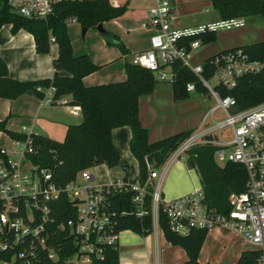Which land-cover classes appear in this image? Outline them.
Here are the masks:
<instances>
[{
	"label": "built area",
	"instance_id": "1",
	"mask_svg": "<svg viewBox=\"0 0 264 264\" xmlns=\"http://www.w3.org/2000/svg\"><path fill=\"white\" fill-rule=\"evenodd\" d=\"M61 1L65 0H7V4L15 15L47 21ZM151 1L148 21L142 25L152 30L150 48L136 54L131 64L151 71L158 81L172 83L175 75L166 69L180 62L198 78L207 91L204 94L215 104L190 137L169 154L161 171L150 172L145 184L124 180L98 185L90 169H85L75 180L59 186L53 170L45 164L42 146L35 141L37 134L22 127L21 139H12L10 146L0 147V263L104 262L107 248L120 251L123 219L150 216L151 235L158 237L164 235L159 226L163 212L171 231L181 236L192 230L214 229L238 234L261 252L257 264H264V103L239 111L235 99L221 97L216 90L219 85L234 89L242 78L264 73V59H252L242 47L223 51L211 62L212 77L205 78L204 65L193 62L202 41L188 39L207 31L244 28L246 19L221 20L197 29L180 28L174 0ZM116 2L110 1L112 5ZM209 11L207 7L206 12ZM51 41L55 42V38ZM214 79L217 84L212 87ZM186 90L196 92L197 88L188 83ZM37 91L44 94L42 100L48 105L79 109L70 104L68 97L56 99L54 87H38ZM207 145L216 148L214 160L219 167L238 164L247 174L245 191L230 196L226 212L209 207L204 190L171 200L162 196V186L173 163L186 159L193 148ZM130 193L132 208L120 209V197ZM63 196L71 203V209L66 210L70 218L58 224L53 205ZM58 235L72 242L73 252L68 253L67 246L57 242Z\"/></svg>",
	"mask_w": 264,
	"mask_h": 264
},
{
	"label": "trees",
	"instance_id": "2",
	"mask_svg": "<svg viewBox=\"0 0 264 264\" xmlns=\"http://www.w3.org/2000/svg\"><path fill=\"white\" fill-rule=\"evenodd\" d=\"M211 5L222 20L249 19L259 16L264 20V0H211ZM127 5L114 7L110 0H65L55 6L54 14L44 20H31L13 14L7 0L0 2V30L5 25L12 26V33L24 30L33 35L38 54H49L51 37L55 38L59 48V57L54 61L56 73L52 79L37 82H21L10 77L7 63L0 58V99L14 100L23 94L33 91L40 98L43 93L38 87L56 89L55 98L72 97L71 105L81 108L83 122L70 126L62 142L35 135V141L43 148L45 164L53 170L54 181L59 186H65L75 180L77 175L98 165H106L112 169L119 165L121 157L112 140V132L116 128L128 126L132 130L130 149L140 164V182L148 180L146 157L155 153L168 155L182 145L192 132L182 133L157 143H150L148 130L140 121L139 100L144 95L151 94L158 80L151 71L132 64L125 68L126 80L105 85L88 87L84 84L85 77L98 72L101 67L93 63L89 55L75 56L68 34L67 21L75 19L87 31L97 28L100 24L117 20L127 13ZM106 39L117 41L115 36L107 33ZM201 40L202 44L214 43L216 32L207 31L188 39ZM124 50V46L117 42ZM252 59H264V42L242 47ZM235 49V48H234ZM229 50H226L227 52ZM213 56L204 65L203 76L210 79L213 75L211 62ZM59 71H65L70 76L62 77ZM171 72L175 80L171 83L176 101L189 97L186 90L188 83H194L197 92L206 93L198 78L182 63L172 66ZM221 97L230 96L236 100L237 110H247L264 103V73L242 78L237 87L226 89L221 85L216 87ZM0 132L7 133L12 139L22 136L6 129V121L0 122ZM216 148L213 146H198L189 152V159L195 160L204 182L206 203L219 212L230 208L229 198L233 193L245 191L247 174L243 166L227 164L219 167L214 160ZM133 193L120 197V209L132 208ZM151 202V198L148 199ZM57 223L66 222L70 217L66 210L71 209V203L63 196L54 205ZM160 229L165 239L173 247L184 250L188 260L185 264H202L199 261L200 252L208 236L207 230H192L189 235L181 236L171 231L163 212L160 215ZM120 230L132 231L146 238L152 234L153 224L150 216L139 219L127 216L120 223ZM58 235L57 242L67 246V252L72 251V242ZM261 257L260 251H245L236 264H257ZM48 264H54L49 263ZM94 264H120L119 249L107 248L104 262ZM210 264V263H206Z\"/></svg>",
	"mask_w": 264,
	"mask_h": 264
},
{
	"label": "crops",
	"instance_id": "3",
	"mask_svg": "<svg viewBox=\"0 0 264 264\" xmlns=\"http://www.w3.org/2000/svg\"><path fill=\"white\" fill-rule=\"evenodd\" d=\"M110 1L112 4L114 3V0ZM134 1L140 3L136 5ZM209 1L211 3V0ZM174 2L180 28L197 29L185 26L183 22V18L193 5V0H174ZM120 5H127L128 9L131 7L132 10L130 12L133 11L136 24L141 23L140 28L138 26L137 28H131L130 26L124 28L120 22L126 16L106 22L119 26V30L115 33L106 31V34L109 33L115 36L117 41L109 42L105 37V40L99 39L98 43L93 44V46H86V48L81 46L78 50L70 33L69 37L74 55H89L93 63L101 67L98 72L84 78L83 82L88 87L125 81L126 65L131 64L132 58L136 54L147 51L150 48L152 30L144 29L142 25L148 21L149 10L153 5L152 1L117 0L113 6L119 7ZM127 12L129 13V10ZM247 22L248 26L244 28L221 30L219 33L216 31L217 40L206 47L203 45L194 54L193 62L195 64H203L207 59L223 51L264 42V20L256 16L246 19V24ZM75 23L78 22L76 21ZM106 23L103 24L104 28ZM139 30H142V36L144 37L140 45L137 44L134 37H131L132 34L140 32ZM117 42L124 46V50L118 46ZM58 57L59 48L56 40L55 42L51 41V51L49 54H38L35 39L30 33L20 30L17 34H13L11 25H5L0 30V58L7 63L10 77L14 80L37 82L52 79L56 73L53 63ZM166 72L170 73L171 69H166ZM58 74L62 77L70 76L65 71H59ZM188 94V98L176 101L174 99L172 84L158 81L151 94L140 97V121L143 127L148 130L150 143H157L182 133L193 132L199 127L204 114L212 107L209 104L210 98L208 95L197 91ZM68 101H72L71 96L68 97ZM75 107L77 108L78 106ZM78 108V111H75L67 107L48 105L33 91H29L14 100L0 99V122L6 121V129L15 134H19L21 128L26 127L28 131L37 135L62 142L70 126L80 125L83 122L81 108ZM112 140L120 153V163L112 169L106 165H102L105 169L99 172L98 175L91 173L90 169L95 183L98 185H108L124 180L139 183L140 164L130 149L132 141L131 128L124 126L114 129ZM11 142L12 138L7 133L0 132V147H8L11 145ZM168 157L169 154L163 155L161 153L147 156L148 177L151 171H161ZM203 189L204 182L198 166L195 160L189 159L188 155L186 159L177 160L171 166L162 186V196L166 200H171ZM125 234L130 235L125 237ZM160 235L159 240V236L150 235L143 238L132 231H124L120 239V264H185L188 260L187 255L184 257L177 247H173L167 242L164 235ZM221 235L233 236L236 239L237 243L236 247H234L236 255L233 258V264L238 262L243 252L256 251V248L238 234L225 229H214L209 231L200 252V263H221V258L215 254L214 248L208 254L206 251L208 237L212 236V238L218 239ZM135 240L141 241V246H134ZM162 240L166 249L173 250V255L175 254V256L172 260L163 259L164 245ZM144 244L146 246H142ZM123 248H126L125 259L121 260ZM159 253L161 254V260L159 259Z\"/></svg>",
	"mask_w": 264,
	"mask_h": 264
},
{
	"label": "rangeland",
	"instance_id": "4",
	"mask_svg": "<svg viewBox=\"0 0 264 264\" xmlns=\"http://www.w3.org/2000/svg\"><path fill=\"white\" fill-rule=\"evenodd\" d=\"M134 3L136 5H138L140 2L138 1H134ZM193 5L190 8V11H188L186 13V16L183 18V22L185 26H189L191 28H198L200 25H207V24H215L219 21H221V17L219 16V14L217 13V11H215L210 3L209 0H193ZM208 7V9L210 10L209 12H206V8ZM193 8V9H192ZM129 13L127 15H124V19L122 20V22H120V24L124 27V28H128L129 26L131 28L136 27L137 26L140 28V24L141 23H137L134 21L135 16L133 14V11L130 12L131 7L128 9ZM76 21H72L71 19H69L67 21V27H68V33L70 36L73 37V42L76 44V49L78 50L79 48L84 47L86 48L89 46H93V44H97L99 39H104L105 40V36L100 33L99 31L95 30V29H91L89 30L85 37H83L82 34V27L78 24L75 23ZM132 24V25H130ZM246 26H248V22L246 24ZM105 30L111 33H115L117 32V30H119V26H115L112 23H106L105 25ZM140 32H136L134 35L132 34L131 37H134L136 39V42L138 45L142 44L144 37L142 36V30H139ZM217 32H221V29H218ZM212 44V43H210ZM209 44V45H210ZM208 44H205L204 47H206ZM137 49H139L137 47ZM169 72V71H167ZM157 76V75H156ZM217 84V80H212L211 81V86L214 87ZM207 99H209L207 97ZM209 104L211 106H213L215 104V100L213 99H209ZM220 114V119H223V114H221V112H219ZM220 165V164H219ZM105 168L102 165H98L96 167L91 168V173H94L96 175H98L99 172H102ZM99 179V178H98ZM98 181V180H97ZM128 235L130 234H125V237H128ZM228 235V234H227ZM225 236V235H221L218 239H214L212 238V236L208 237V246H207V254L209 252L212 251V249L214 248L215 250V254L217 256H220L221 258V263L220 264H233L234 261V257L236 255V252L234 250V247H236V239L233 236ZM161 235H159V240H160ZM141 241H134V246H141L140 244ZM163 243V240H162ZM164 245V243H163ZM142 246H146L145 244ZM122 248V247H121ZM129 249V248H127ZM178 250H180L184 257H186V254L184 252L183 249L177 247ZM176 251V250H174ZM125 252H126V248L122 249L121 252V260L125 259ZM175 254L173 255V250L169 249V248H165L164 245V252H163V259H170L172 260L174 258ZM159 259L161 260V254L159 253ZM2 264V263H0Z\"/></svg>",
	"mask_w": 264,
	"mask_h": 264
},
{
	"label": "water",
	"instance_id": "5",
	"mask_svg": "<svg viewBox=\"0 0 264 264\" xmlns=\"http://www.w3.org/2000/svg\"><path fill=\"white\" fill-rule=\"evenodd\" d=\"M97 30H98L100 33L106 35V30H105L103 24H100V25L97 27ZM86 33H87V29H86V28H83V29H82L83 37H85Z\"/></svg>",
	"mask_w": 264,
	"mask_h": 264
}]
</instances>
